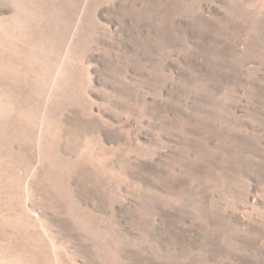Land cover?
Returning <instances> with one entry per match:
<instances>
[{
	"label": "rangeland",
	"instance_id": "1",
	"mask_svg": "<svg viewBox=\"0 0 264 264\" xmlns=\"http://www.w3.org/2000/svg\"><path fill=\"white\" fill-rule=\"evenodd\" d=\"M0 264H264V0H0Z\"/></svg>",
	"mask_w": 264,
	"mask_h": 264
}]
</instances>
